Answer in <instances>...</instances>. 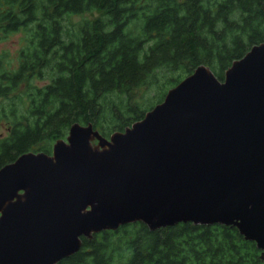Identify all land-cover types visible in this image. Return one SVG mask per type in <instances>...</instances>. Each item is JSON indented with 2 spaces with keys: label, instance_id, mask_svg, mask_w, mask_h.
Here are the masks:
<instances>
[{
  "label": "trees",
  "instance_id": "16d2710c",
  "mask_svg": "<svg viewBox=\"0 0 264 264\" xmlns=\"http://www.w3.org/2000/svg\"><path fill=\"white\" fill-rule=\"evenodd\" d=\"M18 31L24 39L16 66L0 60V98L24 87L0 115L7 121L0 168L26 152L50 154L74 123H91L106 138L123 131L200 65L222 80L233 61L264 41V0H0V39ZM33 79L47 82L35 86ZM57 264L264 258L234 226L186 222L151 231L134 222L82 237L79 250Z\"/></svg>",
  "mask_w": 264,
  "mask_h": 264
},
{
  "label": "water",
  "instance_id": "95a60500",
  "mask_svg": "<svg viewBox=\"0 0 264 264\" xmlns=\"http://www.w3.org/2000/svg\"><path fill=\"white\" fill-rule=\"evenodd\" d=\"M134 222L234 226L264 258V41L222 80L196 67L123 131L74 123L0 168V264H57Z\"/></svg>",
  "mask_w": 264,
  "mask_h": 264
},
{
  "label": "rangeland",
  "instance_id": "374dc122",
  "mask_svg": "<svg viewBox=\"0 0 264 264\" xmlns=\"http://www.w3.org/2000/svg\"><path fill=\"white\" fill-rule=\"evenodd\" d=\"M88 16V15H86ZM79 17H73V20H78ZM24 34L21 31L9 34L4 39H0V60L2 61L1 65H6L7 68H13L17 64V52L19 51V48L21 47L22 41H23ZM35 86H41L47 81L45 79H33L31 81ZM24 90L23 85L20 86V88L12 93L10 97L7 99H1L0 98V115L1 112L9 113L10 108L12 107V103L17 102L15 101L17 96H21L22 91ZM15 105V104H14ZM16 107L18 110H22V104H16ZM0 132H5V126H6V119H2V116L0 117Z\"/></svg>",
  "mask_w": 264,
  "mask_h": 264
}]
</instances>
